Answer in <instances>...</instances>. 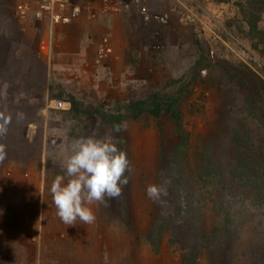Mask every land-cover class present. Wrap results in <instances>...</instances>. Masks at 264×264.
Returning a JSON list of instances; mask_svg holds the SVG:
<instances>
[{"label": "rangeland", "instance_id": "374dc122", "mask_svg": "<svg viewBox=\"0 0 264 264\" xmlns=\"http://www.w3.org/2000/svg\"><path fill=\"white\" fill-rule=\"evenodd\" d=\"M24 1L0 0V42L6 41L0 44V73H5L0 80V125L6 129L0 135L6 153L0 160V264H51L54 260L177 264L166 247L159 256L139 242L131 248L121 222L108 212L98 213L103 203L88 205L96 217L92 224L77 219L70 226L60 220L50 187L57 176L65 175L64 151L73 139L97 138V132L93 120L87 119L71 132L72 121L65 114L69 108H52L42 114V106L53 93L41 96L51 85L91 104L143 99L152 91L175 93L193 79L182 95L183 121L187 129L203 127L202 118L212 115L210 110L222 97L223 102L233 103L232 111L240 109L239 98L228 93L231 81L226 66L244 63L264 79V0H140L143 11L133 14L121 8L103 15L97 12L99 0H92L95 12L88 22L84 20L81 33L88 38L81 42L87 49L80 61L68 49L71 38L61 42L57 36L52 39L51 56H37L31 37L38 20L32 16L24 24L11 15V9ZM73 22L66 27L74 39ZM108 34L113 39V55L98 64L97 40ZM70 62L82 69L71 67ZM38 72L44 80L37 79ZM161 123L167 130L166 118ZM125 128L132 177L131 191L126 186L124 195L135 201L134 208L136 202H149L146 187L153 185L160 131L154 120ZM251 129L257 135L261 127L255 122ZM140 208L136 206L133 213L141 222L144 211ZM261 223L259 229L264 232V220Z\"/></svg>", "mask_w": 264, "mask_h": 264}, {"label": "trees", "instance_id": "16d2710c", "mask_svg": "<svg viewBox=\"0 0 264 264\" xmlns=\"http://www.w3.org/2000/svg\"><path fill=\"white\" fill-rule=\"evenodd\" d=\"M251 26L256 27L254 22ZM197 65L203 66L199 61ZM225 71L231 81L228 93L239 98L240 109L232 111L233 103L223 102L222 97L221 105L210 110L212 118L203 117V127L192 129L183 121L182 95L193 79L175 93L152 91L143 99H111L97 104L59 86L45 88L41 99L52 91L50 99L70 103L65 114L72 121L71 132L87 119L93 120L97 139L115 136L117 148L130 162V171L125 173L128 192L132 173L125 126L156 121L160 142L152 184L163 186L167 194L156 201L136 202L144 211L141 222L133 213L135 201L124 195L126 186L121 196L98 210L121 222L131 248L139 242L159 256L166 247L177 264H264V232L259 229L264 220V79L241 62L226 66ZM40 74L37 79L44 80ZM4 76L0 73V80ZM163 118L167 130L161 123ZM255 122L261 127L257 135L251 129ZM115 125L122 126L119 132ZM141 177L145 179L143 174ZM59 261L50 263L68 264Z\"/></svg>", "mask_w": 264, "mask_h": 264}, {"label": "clouds", "instance_id": "9594fccd", "mask_svg": "<svg viewBox=\"0 0 264 264\" xmlns=\"http://www.w3.org/2000/svg\"><path fill=\"white\" fill-rule=\"evenodd\" d=\"M121 128V125L114 126L117 132ZM5 131L0 125V135ZM116 144L111 135L99 139L89 136L73 139L65 149L61 163L65 175L57 176L50 187L56 215L64 224L71 226L77 219L92 224L96 217L88 205L107 203L122 195L123 187L128 184L125 173L130 171V162ZM5 155L0 145V160ZM166 194L163 186L146 187V195L154 201Z\"/></svg>", "mask_w": 264, "mask_h": 264}, {"label": "built area", "instance_id": "2783aa9c", "mask_svg": "<svg viewBox=\"0 0 264 264\" xmlns=\"http://www.w3.org/2000/svg\"><path fill=\"white\" fill-rule=\"evenodd\" d=\"M126 8L130 13L143 11L140 0H99V14L114 13ZM34 12L38 18V26L31 37V43L38 57L49 58L52 54L53 31L56 26H65L84 15L88 20L94 16L92 0H40L33 10L28 2L16 4L11 9V15L17 20L24 21ZM168 15H164L167 19ZM148 20L149 17L145 16ZM160 47L159 45L156 48ZM113 55V39L102 35L97 40L95 62L105 63ZM67 110L70 103L62 99H49L41 109L42 114L50 109Z\"/></svg>", "mask_w": 264, "mask_h": 264}, {"label": "crops", "instance_id": "0c3cea01", "mask_svg": "<svg viewBox=\"0 0 264 264\" xmlns=\"http://www.w3.org/2000/svg\"><path fill=\"white\" fill-rule=\"evenodd\" d=\"M12 1H14V0H12ZM39 1L33 2V1H30V0H27V1H24V2L30 3V5L32 6V9L34 10L36 8L37 3ZM32 16H34L38 20V18L35 16V14L33 12L26 20L20 21V22L25 24L30 19V17H32ZM86 19L87 18L84 15H82L80 18H78L76 21H74L73 22V25H72V32H73V29H75V31L73 32V34L75 35V38L74 39H75V41L76 40L77 41H80V44L75 45V41H74V39L72 37V34H71L70 30L67 29L68 27H66V25L65 26H56V27H54V31H53V38H55L57 36L58 39L61 42H63V40H64V42L65 41L66 42L67 41L69 42V39L71 38L72 44L68 45V49H71L72 53L75 55L74 57H76V59H78L79 61L82 60V57L84 55V52L87 49L86 48L87 46L84 47V42L83 43L81 42L82 39L88 38V37H86L85 34L82 35V33H81V32H83L82 31V28L85 25L84 20L86 22H88ZM32 27H34L33 28L34 30L37 29V26H35L34 24L32 25ZM61 27H63V28H61ZM85 28H86L85 31H87V27H85ZM5 43H6V41H4V40L0 42L1 45L5 44ZM31 45H32V43H31ZM61 47H62V45H61ZM68 49H67V51H68ZM61 53L64 54V55H66V51H65V53L61 51ZM70 65H71V67H73V66L74 67L75 66L78 67L79 70L82 69L78 65H75L73 62H70Z\"/></svg>", "mask_w": 264, "mask_h": 264}]
</instances>
